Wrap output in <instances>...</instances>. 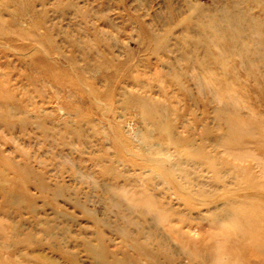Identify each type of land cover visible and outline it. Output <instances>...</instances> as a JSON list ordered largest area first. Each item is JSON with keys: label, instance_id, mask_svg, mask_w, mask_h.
I'll list each match as a JSON object with an SVG mask.
<instances>
[{"label": "rangeland", "instance_id": "obj_1", "mask_svg": "<svg viewBox=\"0 0 264 264\" xmlns=\"http://www.w3.org/2000/svg\"><path fill=\"white\" fill-rule=\"evenodd\" d=\"M0 264H264V0H0Z\"/></svg>", "mask_w": 264, "mask_h": 264}]
</instances>
